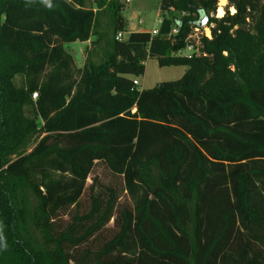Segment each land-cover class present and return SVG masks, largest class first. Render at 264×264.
Listing matches in <instances>:
<instances>
[{
  "label": "trees",
  "instance_id": "16d2710c",
  "mask_svg": "<svg viewBox=\"0 0 264 264\" xmlns=\"http://www.w3.org/2000/svg\"><path fill=\"white\" fill-rule=\"evenodd\" d=\"M226 1L122 40L118 0H0V264H264V0Z\"/></svg>",
  "mask_w": 264,
  "mask_h": 264
},
{
  "label": "rangeland",
  "instance_id": "374dc122",
  "mask_svg": "<svg viewBox=\"0 0 264 264\" xmlns=\"http://www.w3.org/2000/svg\"><path fill=\"white\" fill-rule=\"evenodd\" d=\"M120 4V11L124 18L127 19L129 28L127 27V31L120 32L122 34V40L126 39L128 33L132 31H140V30H149V32H153L160 25L161 19L164 13L160 10V1L161 0H118ZM93 0H87L88 5L93 6ZM221 1L218 2L219 6L223 9L227 4L225 0L223 5H220ZM218 10V9H217ZM230 12H233V9H230ZM216 17L218 11H216ZM222 14V15H223ZM166 16H169V13H166ZM179 16V14H177ZM108 27V19L105 16H100L99 25L97 27L98 31H105ZM131 28V29H130ZM94 37H91V41ZM63 47L66 51H68L73 57V61L77 67H81L85 60V50L84 45L80 43V41L68 42L64 43ZM90 47V43L89 46ZM95 49V48H94ZM98 50V49H96ZM97 52V51H96ZM192 53L191 50H186L185 48L179 52L181 55H190ZM98 55H95L94 60H98ZM144 74L136 77L138 81L137 89H149L161 82L165 81H173L182 76V74L186 70V66H159L157 61L153 58H147L145 63ZM20 78L16 77L15 82L19 83ZM93 176H98L104 182H108L110 180L109 175L106 173L105 168L97 164L91 175L88 178V183ZM125 197H122V200Z\"/></svg>",
  "mask_w": 264,
  "mask_h": 264
},
{
  "label": "built area",
  "instance_id": "2783aa9c",
  "mask_svg": "<svg viewBox=\"0 0 264 264\" xmlns=\"http://www.w3.org/2000/svg\"><path fill=\"white\" fill-rule=\"evenodd\" d=\"M156 33H157V29H155V30L152 32V34H156ZM170 33H171V34H175V33H177V29H176V28L171 29V32H170ZM199 35H205L207 38H210V32H209V29H208V28H203V30H200V29L197 28V29H195L194 34L190 36V38H192V39H196V40H197ZM116 38H117V39H121V38H122V34H121V33H118V34L116 35ZM185 49H186L187 51H188V50L193 51V46H192L191 44H187V45L185 46ZM138 84H139L138 81H137L136 79H134V80H133V85L137 87ZM32 97L35 98V97H36V93H33Z\"/></svg>",
  "mask_w": 264,
  "mask_h": 264
},
{
  "label": "crops",
  "instance_id": "0c3cea01",
  "mask_svg": "<svg viewBox=\"0 0 264 264\" xmlns=\"http://www.w3.org/2000/svg\"><path fill=\"white\" fill-rule=\"evenodd\" d=\"M128 28H129V25H128ZM130 29H131V28H130ZM129 31L132 32V29L129 30ZM140 31H147V32H149V30H140ZM150 33H152V32H150ZM90 41H91V38H90L89 40H87V41L80 42V43H82V44L84 45V50H85L86 48H88Z\"/></svg>",
  "mask_w": 264,
  "mask_h": 264
},
{
  "label": "bare ground",
  "instance_id": "6f19581e",
  "mask_svg": "<svg viewBox=\"0 0 264 264\" xmlns=\"http://www.w3.org/2000/svg\"><path fill=\"white\" fill-rule=\"evenodd\" d=\"M221 1V3H220V5H223L224 4V2H225V0H220ZM218 14H217V16L218 17H221L222 16V14H223V9H222V7L221 6H219V8H218Z\"/></svg>",
  "mask_w": 264,
  "mask_h": 264
},
{
  "label": "clouds",
  "instance_id": "9594fccd",
  "mask_svg": "<svg viewBox=\"0 0 264 264\" xmlns=\"http://www.w3.org/2000/svg\"><path fill=\"white\" fill-rule=\"evenodd\" d=\"M42 3L44 4L45 7L51 8L52 7V2L51 0H42Z\"/></svg>",
  "mask_w": 264,
  "mask_h": 264
},
{
  "label": "water",
  "instance_id": "95a60500",
  "mask_svg": "<svg viewBox=\"0 0 264 264\" xmlns=\"http://www.w3.org/2000/svg\"><path fill=\"white\" fill-rule=\"evenodd\" d=\"M205 22H206V18L203 17V18L198 22V26H199V27H203L204 24H205Z\"/></svg>",
  "mask_w": 264,
  "mask_h": 264
}]
</instances>
